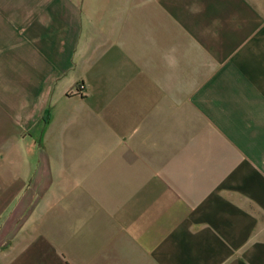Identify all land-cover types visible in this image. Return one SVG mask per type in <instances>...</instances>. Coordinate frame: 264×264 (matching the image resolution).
<instances>
[{
	"label": "crops",
	"instance_id": "0c3cea01",
	"mask_svg": "<svg viewBox=\"0 0 264 264\" xmlns=\"http://www.w3.org/2000/svg\"><path fill=\"white\" fill-rule=\"evenodd\" d=\"M0 264H264V0H0Z\"/></svg>",
	"mask_w": 264,
	"mask_h": 264
}]
</instances>
